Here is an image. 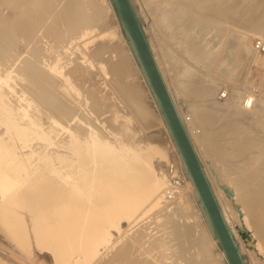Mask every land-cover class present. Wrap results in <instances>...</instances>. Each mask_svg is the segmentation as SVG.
Returning <instances> with one entry per match:
<instances>
[{"label":"bare ground","instance_id":"obj_1","mask_svg":"<svg viewBox=\"0 0 264 264\" xmlns=\"http://www.w3.org/2000/svg\"><path fill=\"white\" fill-rule=\"evenodd\" d=\"M1 1L7 9H0V205L48 222V247L49 241L57 245L52 239L60 222L68 228L72 243L60 237L59 252L58 245L49 247L59 264H213L219 239L113 1ZM159 1L131 0L141 25L156 37L159 27L177 20L192 52L200 45V33L192 36L195 26L225 34L235 18H228L233 6L227 0H206L204 7V0H168L170 13L158 10ZM185 4L191 12L182 11ZM247 30L264 40L260 29ZM251 38L236 36L227 44L225 72L247 62L255 50ZM147 39L173 95L170 84L182 79L169 80L174 62L159 53L163 39L158 47ZM206 52L203 47L200 55ZM191 69L179 73L192 80L197 75ZM190 84L178 86L191 89L186 107L171 95L173 101L231 232L235 236L236 224L251 232L262 251L264 102L254 90L231 96L227 90V104L220 105L210 87ZM101 247L106 256L100 260ZM219 250L225 260L217 264H229Z\"/></svg>","mask_w":264,"mask_h":264},{"label":"rangeland","instance_id":"obj_2","mask_svg":"<svg viewBox=\"0 0 264 264\" xmlns=\"http://www.w3.org/2000/svg\"><path fill=\"white\" fill-rule=\"evenodd\" d=\"M207 1H209L211 3V1H213V0H207ZM216 1L218 2V0H215V2ZM222 1H224V0H221V1L219 0L220 3H222ZM227 1H225V3H226V5H228L229 9L233 6L232 7L233 12H230L232 10H230L228 12V13H230V14L232 13V14L231 15L227 14L228 18L231 19L232 16H234L235 18L232 17L231 20H233V21L232 22L229 21L230 24H228V26L226 27V31H225L226 33L224 34V32H223V33H213V34L210 33L209 34L208 33V29L205 30L206 28H204V29L201 28L202 27L201 25H197V27L195 26L192 29V36H194L195 34L197 35L198 33H200V35H199L200 36V38H199L200 39V41H199L200 45L198 46L197 50H195V52H192L188 48H186L187 47V43H188V38L185 39V37H188V36H184V35L181 36L180 35L181 32H178V30H176V29H179V28L177 26V24H178L177 20H175V19H171L170 20L172 23L174 22L173 24L170 22V23H168L166 25V21L167 20H166V18H164V21H165L164 25H166V26H162L161 27L162 30H160L159 29L160 27H159L158 28L159 31L156 29L157 30L156 37L153 36L154 33L152 34V32H154V31H152V29H150V26H147L146 30L144 29L143 26L142 27H143V30H144L147 38L149 36H151L153 38L155 45L158 43L157 41L160 38L163 39V40L160 39L162 42H160V40H159V42H160L159 45L161 43L162 44L159 46V48L161 50L159 48H158V50H159V53H160L161 57H162V55H163V57L166 56V57H164L165 59L170 60L171 63L174 62V64L172 63L173 64L172 65L173 70H171V72H169L167 75L169 77V80H170L171 76H173V77L176 76L177 78H181L182 80H181V82H178V86L183 87L185 84H187V82H189V84L191 83L190 85L194 84V85H198V86L210 87L211 90H212V94H213L214 98L216 99V102L218 104H220V105L227 104V98H222L221 97V94L223 92L227 91V90H229L230 96L232 95L234 90H238L239 92H243V93H246V92L248 93L249 91L254 90L256 92V94L258 93L257 97L260 98L262 102H264V91H263V86H262V85H264V81H262V80H264V75H263V73H264V71H263V69H264V66H263L264 65V58L262 59L263 55L261 57L260 55L256 54V52L254 50V46H253L254 41L259 39V37H257L253 33L251 35V32L249 33L248 30H247V26L250 25L252 27L260 29L262 31V33L264 34V0H234L235 3L233 1H230V0H227ZM160 2H162V3H160ZM230 2H232L234 4L232 5V3H230ZM1 3H2V5H0V9L2 10V9H4V7H5V9H7V2L1 1L0 4ZM205 3H206V0H204V3L202 5L203 7L205 6L204 5ZM225 3H222V4H225ZM158 4H160V6L158 5L159 6L158 10H160V12H162V10H163V11H166L165 13H168V11L170 13V11L174 10L172 8H169L168 0H163V1L160 0L158 2ZM182 4H184V2H182ZM182 4H180V5H182ZM186 6L187 5L185 4L183 9H182V11L186 12V13H188L189 11L191 12L192 11L191 6H189V4H188L187 7H189V9ZM229 15H230V17H229ZM176 16H177V14H176ZM176 16H175V18H176ZM178 16L180 17L179 14H178ZM171 24L174 26L175 29L172 28ZM198 26H200V27H198ZM170 27H171V29H169ZM120 29H121V27H120ZM171 30H173L174 32L171 31ZM163 31L166 34H164ZM238 32H240L241 34L238 33ZM244 32H245L246 35H244V37H243L242 35L244 34ZM160 33H161V35H160ZM174 33H175V35H174ZM158 34L161 37H159ZM178 34H179V36H177ZM247 34L249 35V38L252 37L251 38V50H254V52H251L249 54V56L247 58L248 60L246 59L247 62H249V63H247L245 61L244 62L245 64L244 63L242 64L243 66L240 67V70L238 69L237 71H234L233 73L225 72L226 71L225 65L222 63V61L224 59V55H226L225 50H226L227 44L232 40V38L235 39L236 36H237V38L240 37V39H241V37L242 38H246V36L248 38ZM164 36L166 37V39H165ZM181 37H184V39L181 38ZM252 39H254V40H252ZM162 45L163 46L165 45L166 47L165 46L164 47L166 49L163 48ZM156 46L158 47V44ZM203 47H205L207 49L205 57H203V55H200V51H201V49H203ZM93 48H95V47H93ZM235 49L237 50V48H235ZM162 50H165V51H162ZM162 52H165V53H162ZM167 52H168L169 55H171V58H170L169 55H168L169 58H167L168 57L167 56ZM111 56H112V53H107L105 55V58L110 60L112 58ZM254 56H257V57L255 58ZM260 58L263 61L260 60ZM162 61H163V59H162ZM252 61H253V63H252ZM259 62H261L260 65H259ZM169 67H171V65ZM188 67L192 68L191 71L194 72L195 75H197L192 80L188 79V77H184L183 73H181V74L179 73L180 70H182L183 68L186 70V69H188ZM261 67H262V69H261ZM165 68L168 69L167 67H165ZM260 70H262V71H260ZM182 81L183 82L185 81V83L182 84ZM242 85H243V87H242ZM170 86L172 87L171 90L173 92V95H172V93H171V95L174 96V98H176L175 99L176 102L178 101L177 104H179L181 106V108L184 109L186 107L185 101L188 99V96L191 94V89L186 90V93H185L183 91L184 89L179 88L178 86H176L175 83L170 84ZM262 104H264V103H262ZM256 133L257 132H254L255 135L251 134V136L254 137V138L258 137V133L257 134ZM256 142H258V140H255V143ZM251 149H253V147ZM251 149L249 150V153L251 152L250 156H252V154H253V156L256 155V152H254V150L256 151V149L254 148L252 151H251ZM262 155L264 156V154H262ZM3 206H4V208H3ZM3 206H1L3 209L1 208L2 210L0 209V211H3L5 209V207H6V210L9 209V213L5 214L6 210H4L3 212H0V215H1L0 216V231L2 230L0 232V243H1L0 244V264H4V263L5 264H55V263L59 264V262H57L58 258H57L56 255H58L57 252H59V250H60L59 249L61 247L60 245H64V244H61V243H64L67 240L70 241V242L69 241H67V242L72 243L71 242L72 239L68 235L69 234V232L67 230L68 228L66 229V227H65V229L64 228L62 229V226L60 225L61 222L59 221L60 224L58 223L59 225H57V227L58 226H60V227L56 228L57 230L59 229L58 233H57V238L56 239H52L53 244L57 243V245L59 246L58 247L56 245L58 247L57 248V252H56L55 251L56 249L55 250L54 249L53 250L50 249L51 246H52V248H56V246L54 247V245H52L51 241H49L51 243V246L49 244L50 248L47 246L48 243H46L47 245L46 244L44 245V242H43V241L46 242V240L48 239L47 234H48V230H49V227H50V224L48 222H46L45 220L41 219V220L46 222V223L45 222L42 223V221L39 218H36V220H35V218L31 217L26 212L24 213V211H21V210H20L21 211L20 212L19 209L15 208V207H13V208H15L17 211L13 209L14 210V214H15V211L18 212V213H16L15 215L13 214V217H11L12 213H10L11 209L9 208V207H11V205L10 206L9 205L5 206L3 204ZM13 210H11V211H13ZM6 212H8V211H6ZM2 213H4V214L2 215ZM22 213H24V214H22ZM9 214H10V216H9ZM19 214H21V217L19 216ZM7 215H8L9 218L7 217ZM14 216H16L15 217L16 219L14 218ZM3 218H6L7 220L3 219ZM10 218H11V220H10ZM19 218H20V220H21L20 222L22 224H19L20 222L17 224V222H18L17 220H19ZM1 219H3L4 221L1 220ZM12 219H14V220L12 221ZM29 219H31V220H29ZM37 219H38V221H37ZM22 220H23V222L24 221L26 222V225H25V222L24 223L22 222ZM36 221H37V223H36ZM38 222H40V224ZM30 223L32 225L34 223L36 226L35 225L32 226ZM16 224H17V226H16ZM41 225H42V227H41ZM45 225H46V227H45ZM235 227L236 228H235V236L234 237H235V240L237 241V244H238L239 248H241L242 251L244 250L243 251V256L245 257V260L247 259L246 263L247 264H249V263L252 264L251 261L253 259V262H255L254 261L255 258L264 259V244L261 247L262 251H260V249H259V247L257 245V241L252 236L253 234L251 232H249V231H247L245 229L239 228V226L237 224L235 225ZM32 228H34V229L31 232ZM6 230H8L10 232V234H8L9 232L7 231L8 232L7 233ZM41 230H44V231H41ZM39 231L42 232V234ZM11 232H13L12 234H14V232H15V234H14L15 236L13 235V239H16V240H13L11 238L12 237L11 236ZM37 232H38V234H37ZM43 232H45V233H43ZM61 232H63V233L61 234ZM16 234H18V235L16 236ZM34 234H35V236H34ZM66 234H67V236H65ZM39 235H40V238H39ZM22 236H24V237H22ZM37 236H38V238H36ZM42 236L45 237V238H43V240H42ZM60 237L62 239L64 237H66V238H64L66 240L63 241V240H61ZM57 240L58 241H62V242H60V244H59L57 242ZM18 241H20V243L22 241V245L23 246L18 245V244H20ZM30 244H31V246H30ZM24 245L26 246V248L24 247ZM74 245H76L75 242H73V246ZM19 246L22 247L24 250L21 249ZM27 246H28L29 249L27 248ZM217 247L218 246H216V247L213 246V249L216 250V254L218 253V255H219V256L217 255V257L215 259L216 261L212 262L213 264H217V262H220V260L223 263L224 262L223 260H225L224 258H222L221 252L219 250V248L222 249L220 244H219V247L218 248ZM48 249H50V252H48ZM104 250H106V249L105 248L103 249V247H101V249L97 250V255L99 256L101 254L102 259L106 256V252ZM24 251H26L27 253L24 252ZM54 251H55L56 255L54 254ZM51 252H53V253H51ZM102 252L104 253V256L102 255L103 254ZM246 253H247V256H246ZM79 256H81V254ZM82 256H83V254H82ZM98 256L95 257V260H97L96 258H98ZM248 256H251V257H248ZM55 257L57 258V260H56ZM101 257L99 256L100 260H101ZM249 258H250L251 261L249 260ZM1 260L3 261L2 263H1ZM262 262H264V260Z\"/></svg>","mask_w":264,"mask_h":264},{"label":"water","instance_id":"obj_3","mask_svg":"<svg viewBox=\"0 0 264 264\" xmlns=\"http://www.w3.org/2000/svg\"><path fill=\"white\" fill-rule=\"evenodd\" d=\"M135 53L147 76L165 121L195 183L211 226L229 264H247L231 232L183 120L173 101L159 65L131 0H112Z\"/></svg>","mask_w":264,"mask_h":264},{"label":"built area","instance_id":"obj_4","mask_svg":"<svg viewBox=\"0 0 264 264\" xmlns=\"http://www.w3.org/2000/svg\"><path fill=\"white\" fill-rule=\"evenodd\" d=\"M253 46H254V49H255V51H256L257 53H259L260 55H263V56H264V40H260V39L255 40ZM227 96H228V93H227V92H223V93L221 94V97H222V98H227ZM251 104H252V103H251V100L248 101V100L246 99V101H245V105H246L247 107H250Z\"/></svg>","mask_w":264,"mask_h":264}]
</instances>
